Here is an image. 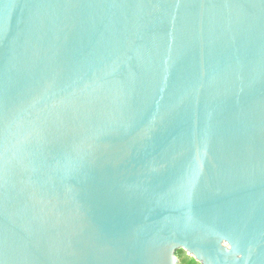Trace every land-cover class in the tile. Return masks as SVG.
Wrapping results in <instances>:
<instances>
[{
	"label": "water",
	"instance_id": "obj_1",
	"mask_svg": "<svg viewBox=\"0 0 264 264\" xmlns=\"http://www.w3.org/2000/svg\"><path fill=\"white\" fill-rule=\"evenodd\" d=\"M264 264V0H0V264Z\"/></svg>",
	"mask_w": 264,
	"mask_h": 264
},
{
	"label": "rangeland",
	"instance_id": "obj_2",
	"mask_svg": "<svg viewBox=\"0 0 264 264\" xmlns=\"http://www.w3.org/2000/svg\"><path fill=\"white\" fill-rule=\"evenodd\" d=\"M176 258L179 259V264H198L195 260L190 259L183 251L177 252Z\"/></svg>",
	"mask_w": 264,
	"mask_h": 264
}]
</instances>
